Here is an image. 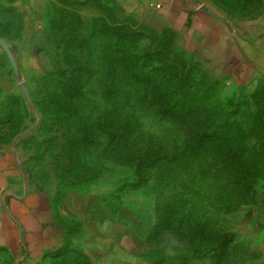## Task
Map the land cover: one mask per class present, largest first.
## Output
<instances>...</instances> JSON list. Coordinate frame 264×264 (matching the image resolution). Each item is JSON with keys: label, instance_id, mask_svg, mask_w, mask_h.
<instances>
[{"label": "rangeland", "instance_id": "1", "mask_svg": "<svg viewBox=\"0 0 264 264\" xmlns=\"http://www.w3.org/2000/svg\"><path fill=\"white\" fill-rule=\"evenodd\" d=\"M188 1L0 0V149L63 228L37 264H94L80 218L144 264H264V63L193 20L263 39L264 0Z\"/></svg>", "mask_w": 264, "mask_h": 264}, {"label": "crops", "instance_id": "2", "mask_svg": "<svg viewBox=\"0 0 264 264\" xmlns=\"http://www.w3.org/2000/svg\"><path fill=\"white\" fill-rule=\"evenodd\" d=\"M143 1L160 3L168 8L182 7L185 11H189L190 6L188 0ZM193 20L212 40L223 45L219 58H226L237 51L240 59L244 56V61L264 63V38L253 40L236 36L222 20L205 13L199 4H194ZM5 77L0 74V86ZM17 173L18 167L14 161L0 149V245L9 250L14 264H37L45 250L60 243L63 228L56 218L49 193L41 190L26 193ZM65 203L59 209L60 214L76 218L73 211L66 209ZM79 220L83 224L76 235V245L92 258L94 264H144L138 259L134 243H121L114 232L106 230L99 222L88 223L83 218Z\"/></svg>", "mask_w": 264, "mask_h": 264}, {"label": "trees", "instance_id": "3", "mask_svg": "<svg viewBox=\"0 0 264 264\" xmlns=\"http://www.w3.org/2000/svg\"><path fill=\"white\" fill-rule=\"evenodd\" d=\"M259 117H260V123L264 126V109L260 111Z\"/></svg>", "mask_w": 264, "mask_h": 264}]
</instances>
